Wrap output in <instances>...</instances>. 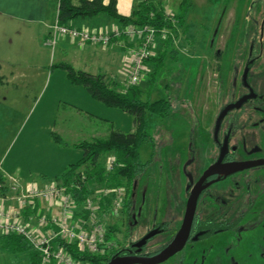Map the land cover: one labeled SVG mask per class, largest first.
Wrapping results in <instances>:
<instances>
[{
	"label": "rangeland",
	"instance_id": "rangeland-1",
	"mask_svg": "<svg viewBox=\"0 0 264 264\" xmlns=\"http://www.w3.org/2000/svg\"><path fill=\"white\" fill-rule=\"evenodd\" d=\"M156 1L171 14L174 31L164 29L165 37L154 39L151 55L155 63H146L136 85L142 91V100L169 96L172 108L168 118L148 116L150 139L142 146L140 156L143 161H152L136 178L131 208L135 215L143 210L137 217L139 237L147 230L148 205L183 199L186 173L202 162L205 119L226 103L236 60L244 54L243 45H248L244 42L250 38V19L264 7V0H187L192 6L180 26L175 16L181 0ZM10 6H15L13 0H0V69L4 74L25 77L0 79V153L7 148L10 158L14 157L20 142L31 133L33 143L25 149L33 156L31 168L54 171L68 167L82 155L66 137L76 128L65 125L64 145L59 143V148L48 149L45 139L53 140L52 134L59 133L63 119L76 122L78 113L82 119L95 121L97 129L131 132L133 118L128 113L86 93L77 94L67 83L63 86L56 75L51 81L49 73L65 72L53 67L60 62L57 52L43 47L40 31L25 20V9H21L22 17H17ZM167 37L171 39L169 44ZM83 134L78 140L85 138ZM191 144L193 149L187 152ZM30 161L26 160L27 167ZM62 162L65 165L59 167ZM4 248L0 245V264H21L13 257L20 254Z\"/></svg>",
	"mask_w": 264,
	"mask_h": 264
},
{
	"label": "flooded vegetation",
	"instance_id": "flooded-vegetation-1",
	"mask_svg": "<svg viewBox=\"0 0 264 264\" xmlns=\"http://www.w3.org/2000/svg\"><path fill=\"white\" fill-rule=\"evenodd\" d=\"M250 21L227 101L205 119L202 162L186 173L183 199L148 205L147 230L140 237L137 217L143 210L135 215L132 204L124 206L110 260L166 252L193 205L183 246L156 264H264V7ZM192 149L191 144L187 152Z\"/></svg>",
	"mask_w": 264,
	"mask_h": 264
},
{
	"label": "trees",
	"instance_id": "trees-1",
	"mask_svg": "<svg viewBox=\"0 0 264 264\" xmlns=\"http://www.w3.org/2000/svg\"><path fill=\"white\" fill-rule=\"evenodd\" d=\"M57 1V19L61 25H72L78 19H89L96 16L105 15L114 20L120 27H154L158 32L162 29L174 31V24L171 20V14L167 12L161 2L154 0L139 2L134 6L129 16L120 15L116 9V0H56ZM192 4L187 0H181L175 19L178 25L183 26L187 14ZM159 40L163 39L158 36ZM167 37V42L171 41ZM169 44V43H168ZM175 59V57H172ZM155 58L150 57L146 63H151ZM153 63V64H154ZM66 72V76L71 85L82 86L88 94L97 101L109 106L116 107L128 113L133 118V131L123 132L120 130L109 129L105 136L84 140L73 144L82 152L81 157L76 162L65 167L64 170L52 177L53 181H59L65 184L69 189L74 202L80 206L89 199L94 191L99 187H124L126 190V201L124 206L129 207L132 204V192L136 178L146 172L152 159L143 161L140 152L144 143L149 140L148 134V116L165 119L170 116L172 103L169 96L150 101L142 100V91L138 85H134L125 90L117 88L105 81L104 76H93L83 71L75 70L71 65L60 63L54 65ZM56 143L64 141L53 134ZM108 155L116 159V166L112 171L106 172L103 162ZM6 185L5 178L0 173V189ZM71 185H77L78 188H70ZM107 203V202H105ZM40 204L29 205L24 209V214L29 217L39 214ZM123 214V210H122ZM116 225L109 226L106 240L115 243L114 232ZM0 243L13 246L12 249H6L10 253L24 254L29 257L30 264H38L39 255L33 251L28 243L21 237L14 234L0 235ZM7 247V246H6ZM73 258L88 261L89 264H107L110 261V251L101 255L89 256L77 252V248L67 246Z\"/></svg>",
	"mask_w": 264,
	"mask_h": 264
},
{
	"label": "built area",
	"instance_id": "built-area-1",
	"mask_svg": "<svg viewBox=\"0 0 264 264\" xmlns=\"http://www.w3.org/2000/svg\"><path fill=\"white\" fill-rule=\"evenodd\" d=\"M162 38L167 33L162 30ZM157 31L149 26H125L112 30H89L73 25H61L55 18L44 45L54 49L59 38L67 37L78 47L86 44L108 47L114 40L126 45L127 74L125 90L136 85L144 72V63L152 54ZM106 172L116 166V159L108 155L103 162ZM70 188H78L71 185ZM68 187L59 181H52L43 188L27 185L17 191L12 185L14 197L12 205L0 208V235L14 234L21 237L39 255L38 264H89L88 261L73 258L67 246L77 248V252L89 256L101 255L114 247L106 240L109 226L116 225L122 217L126 201L124 187H99L92 196L78 206ZM46 204L56 208L53 211H39L37 216L27 217L23 222L21 215L31 204ZM107 202V203H105ZM14 204L16 206H14ZM35 224H32V222Z\"/></svg>",
	"mask_w": 264,
	"mask_h": 264
},
{
	"label": "crops",
	"instance_id": "crops-1",
	"mask_svg": "<svg viewBox=\"0 0 264 264\" xmlns=\"http://www.w3.org/2000/svg\"><path fill=\"white\" fill-rule=\"evenodd\" d=\"M72 1L74 3H77L74 0ZM107 2L108 0H105V3ZM138 2L139 0H116V9L120 15L129 16L134 6ZM13 3L15 6H10V11L17 13V17H22L20 15L21 9H25V20H27L28 23L32 24L33 26H36L37 30L40 31V41L43 47H45L44 40L48 37L51 25L57 14V1L13 0ZM72 25L77 28H86L89 30H112L120 27L118 23H116L112 19H109L105 15L96 16L89 19H78L74 23H72ZM127 46L128 45L123 43L121 40H114L108 47L105 48L91 44H86L82 47H78L69 38L64 37L58 39V42L55 45L54 49L48 46H46V48L52 49V51H54V54L57 52L60 61L58 62L59 64L65 63L71 65L75 70L83 71L93 76H104L106 82L115 85L117 88H122L127 74ZM48 75L50 76L51 81L53 79L52 76L56 75L58 77L57 80H60V83L63 86L65 85V83H67L70 86L71 90H73L77 94L83 96V94L86 93L87 95H89L86 89L82 86L71 85L67 79L66 72H60L56 74H53L51 72ZM23 77L25 76H23L22 74H15L13 72L4 74L0 69V79H3L5 81H13L17 78ZM75 110L77 109L75 108ZM78 114L80 117L75 115L76 122L67 121L64 119L61 121V126H59V133L55 132V134L58 135L62 141H64L63 133L66 134V132L64 131V129L66 128L65 125L76 128L75 131H68V136H66L67 139L71 140H68L70 144H76V141L81 142L84 140H91L93 138L105 136L107 134V129H97L98 126L96 127L95 121L82 119L80 113ZM71 115L72 113L70 114V117H72ZM92 124L95 125V127H93ZM132 131L133 130H131V132ZM83 132H85L86 135H84ZM81 134H83L85 138L80 141L78 140V138ZM30 135L31 133L23 139V142H20V150L17 151L14 157L10 158V151H8L7 148L0 153V173L5 178L6 183V185L2 187L3 189H0V208H10V205H12L11 198L15 195L12 190L13 184L17 186V191L23 190L27 185H34L36 187L43 188L45 185L53 181L52 177L60 174L65 168L64 166L62 170H59L58 168V170L54 171H47L46 169L42 170L41 168H31L33 156H29L25 151V149H27V145L28 148H30L31 144L33 143V139L32 137H30ZM45 142L48 149L59 148L54 138L53 140L45 139ZM28 159H31V161L28 162L29 166L27 167L26 160ZM70 164L72 163H69L68 165ZM63 165H65V162H62L59 167H63ZM14 206L16 205L14 204ZM49 207L50 206L46 205L45 203L40 204L39 211L54 212L56 210L54 206H52L51 209ZM24 213L25 212H23V214ZM21 218L23 222L27 221V216L25 214L21 215L20 219ZM32 224H35V222L33 221ZM12 248L13 246L11 245H5L4 249L9 250ZM16 256L20 257V259ZM13 257L16 258L21 264H30L29 257L24 254L13 255Z\"/></svg>",
	"mask_w": 264,
	"mask_h": 264
},
{
	"label": "water",
	"instance_id": "water-1",
	"mask_svg": "<svg viewBox=\"0 0 264 264\" xmlns=\"http://www.w3.org/2000/svg\"><path fill=\"white\" fill-rule=\"evenodd\" d=\"M236 105L227 106L220 114L218 118V124L221 121V119L224 117V115L227 113L228 110L232 109ZM230 168H233L236 170V164L229 165ZM134 189H135V184L133 188V194L132 197L134 196ZM193 209L194 206L192 205L191 207L188 206L185 218L183 221V225L181 227V230L179 231L178 235L175 238L174 244L164 253L161 255L155 256L153 258H140V257H118V258H113L111 259L107 264H156L159 263L172 254H174L176 251L180 250V248L183 246L186 238H187V233L189 230V225L192 219L193 215ZM150 235L146 236L144 239H142L141 243H138L136 246H140L145 242L146 239H148Z\"/></svg>",
	"mask_w": 264,
	"mask_h": 264
},
{
	"label": "bare ground",
	"instance_id": "bare-ground-1",
	"mask_svg": "<svg viewBox=\"0 0 264 264\" xmlns=\"http://www.w3.org/2000/svg\"><path fill=\"white\" fill-rule=\"evenodd\" d=\"M143 1H146V0H143ZM147 1H149V0H147ZM56 17H57V14H56ZM56 17H55V18H56ZM54 20H55V19H54ZM53 22H54V21H53ZM58 22H59V21H58ZM52 24H53V23H52ZM51 26H52V25H51ZM66 26H67V25H66ZM149 27H150V26H149ZM152 28H154V27H152ZM154 29H155V28H154ZM155 30H156V29H155ZM162 30H164V29H162ZM162 30H161V31H162ZM156 31H157V30H156ZM161 31H160V32L157 31L156 39H158V36H161V34H162ZM128 47H130V46H128ZM154 47H155V45H153V47H152V51H153ZM151 56H152V55H151ZM151 56H150V57H151ZM150 57L148 56V58H150ZM145 65H146V61H145V63H144V67H145Z\"/></svg>",
	"mask_w": 264,
	"mask_h": 264
}]
</instances>
